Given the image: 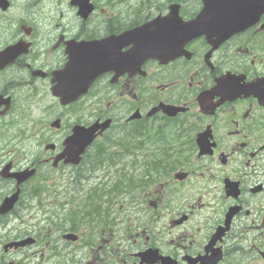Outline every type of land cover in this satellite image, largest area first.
Here are the masks:
<instances>
[{
  "label": "flooded vegetation",
  "instance_id": "flooded-vegetation-1",
  "mask_svg": "<svg viewBox=\"0 0 264 264\" xmlns=\"http://www.w3.org/2000/svg\"><path fill=\"white\" fill-rule=\"evenodd\" d=\"M176 4L185 22L204 6L0 0V264H138L149 247L151 264H264V12L190 36ZM152 22L157 56L133 33Z\"/></svg>",
  "mask_w": 264,
  "mask_h": 264
},
{
  "label": "water",
  "instance_id": "water-1",
  "mask_svg": "<svg viewBox=\"0 0 264 264\" xmlns=\"http://www.w3.org/2000/svg\"><path fill=\"white\" fill-rule=\"evenodd\" d=\"M205 1L207 4L208 0H205ZM262 1L263 0H216L215 4L213 2L212 5L209 7L208 12L212 14V19H213V20H211L212 24L219 25V27H221V28H227L229 26H239L240 24H245L247 22L246 20L255 16V10L261 7ZM206 9H207V6H206ZM261 9H262V7L260 8V10ZM198 20H196V21H198ZM204 21L205 20L203 18L201 20H199L200 23H204ZM178 26H182V24L179 23ZM152 27H157V26L153 25ZM152 27H150L149 25H145L139 29H136L133 33L135 35H137V37H138V35L142 36V38L140 40H137V39L135 40L137 50H138L139 44L144 45L146 47L145 52L147 54L154 55L156 53L154 51L155 39L150 37L154 34L147 35V33H146ZM133 33H130V36ZM121 38H123V35L117 39H121ZM105 41L113 42L115 40H113L112 38H108V39L104 40V42ZM115 44H116V41H115ZM103 54H104V52H102V53L97 52L96 54H94L92 59L88 60V62H93L94 66L96 63L100 64L101 61L106 63L105 58H103V59L101 58L102 57L101 55H103ZM107 59H108V57H107ZM81 60L87 61L83 57ZM71 94L72 93H66L65 94L67 100ZM76 134L77 135H73L71 137L72 141L74 140V138L75 139L81 138L83 143L88 142V141H86L87 139H85L82 131H77ZM76 161H79V160L76 159Z\"/></svg>",
  "mask_w": 264,
  "mask_h": 264
},
{
  "label": "rangeland",
  "instance_id": "rangeland-1",
  "mask_svg": "<svg viewBox=\"0 0 264 264\" xmlns=\"http://www.w3.org/2000/svg\"><path fill=\"white\" fill-rule=\"evenodd\" d=\"M48 181H53V180H48ZM96 181H98V179L97 178H95L94 179V181L93 182H91V183H89V184H87V185H85L84 187H82V195L83 196H86L88 193H90L93 189H94V187H98L99 185L98 184H96ZM92 194H89V196H91ZM143 230L142 229H140L139 230V232H142ZM150 240L148 239H146V237L145 236H143L142 238H140L139 239V241L137 242V243H133V244H131L130 245V248H131V250L134 248V247H137L138 245H140V244H144V243H146V242H149ZM152 241V240H151ZM41 254H42V252H41V250H40V252L36 255V256H38L37 258H35V259H37V261L39 262L40 260H41ZM50 256V252L49 251H47L46 252V254H45V257H49ZM54 264V263H53ZM68 264H73L72 262H69Z\"/></svg>",
  "mask_w": 264,
  "mask_h": 264
},
{
  "label": "bare ground",
  "instance_id": "bare-ground-1",
  "mask_svg": "<svg viewBox=\"0 0 264 264\" xmlns=\"http://www.w3.org/2000/svg\"><path fill=\"white\" fill-rule=\"evenodd\" d=\"M83 173H85V171H83ZM85 188V187H84ZM81 193H82V188H81Z\"/></svg>",
  "mask_w": 264,
  "mask_h": 264
}]
</instances>
